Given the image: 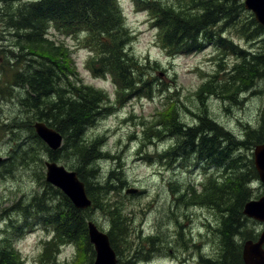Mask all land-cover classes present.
I'll return each instance as SVG.
<instances>
[{
    "label": "rangeland",
    "instance_id": "obj_1",
    "mask_svg": "<svg viewBox=\"0 0 264 264\" xmlns=\"http://www.w3.org/2000/svg\"><path fill=\"white\" fill-rule=\"evenodd\" d=\"M170 1L163 0L169 5L177 3ZM118 2L131 32L128 51L145 68L142 79L152 88L149 96L144 90L137 95L120 91L111 77L94 76L89 68L91 52L81 45L83 36L65 37L50 27L45 37L68 46L81 84L101 91L106 98L102 113L86 130L84 138L90 143L96 141L102 151L97 181L100 178L105 182L110 172L122 173L126 179L121 190L105 196V200L118 206L125 217L126 245L124 243L122 262L128 255L134 261V253L141 251L149 257L135 264H202L203 259L219 264L225 258L230 264H236L232 253L225 250L222 236L208 228L209 224L215 229L220 227L215 212L219 209L216 207L214 211L205 202L201 186L206 175L225 184L232 176L231 171L224 173L222 169L208 167L204 170L197 165L194 161L200 155L182 151L181 135L184 126H202L203 117L217 122L237 140H244L249 131L262 128L264 67L256 71L261 75L254 77L247 93L241 94L243 88H238L237 84L235 91L239 92L235 96L234 93L219 95L221 90L215 93L216 87L228 81L229 71L239 60L236 55L226 54L210 44L201 53L169 56L161 46L160 32L153 26L149 13L138 9L132 0ZM248 19L249 12L245 11L237 22ZM8 34V30L0 28V158H3L0 164V240L10 239L22 264H90V255L82 247L78 253L73 244L59 243V249L55 246L51 256H47L52 244L47 246L46 243L55 238L53 228L31 222L24 227L25 213L20 208L42 194L38 176L44 173L46 177L45 163L54 161L68 170H71L68 165L71 163L53 160L46 151L35 148L36 138L27 129L30 120H35L34 114L28 111L33 108V102L27 96V87L16 82L18 74H31L35 70L29 69L24 58L22 64H18L20 59L13 60L12 53L17 55V51L8 43ZM224 34L238 48L263 51V43H249L235 26L225 28ZM220 65L224 69H220ZM209 82H213L212 91L203 92ZM172 123L173 128L169 130ZM220 146L225 147V141H220ZM254 147L232 149L228 157L248 163L254 160ZM259 182L250 185L251 200L264 195V184ZM131 190L136 193H128ZM250 220L242 231L255 228L259 237L263 224ZM88 222H95L100 231L109 235L111 221L101 210L94 209ZM22 225L24 228L18 233L15 227ZM242 238L240 235L234 239L239 242ZM170 249L173 254H167Z\"/></svg>",
    "mask_w": 264,
    "mask_h": 264
},
{
    "label": "trees",
    "instance_id": "obj_2",
    "mask_svg": "<svg viewBox=\"0 0 264 264\" xmlns=\"http://www.w3.org/2000/svg\"><path fill=\"white\" fill-rule=\"evenodd\" d=\"M132 1L138 9L149 13L153 26L160 32L161 46L169 56L201 52L210 44L226 54L236 55L239 60L229 71L228 81L218 84L215 93L221 90L219 95L234 93L235 96L239 92L235 91V85L238 84V88H243L241 94H245L253 80L258 75L260 77L261 73L256 71L264 67V47L263 51L238 48L224 34L225 28L235 26L237 32L249 43L264 44V28L256 22L252 13L249 12L250 19L247 22H237L240 14L246 11L242 2L176 0L177 3L169 5L163 0ZM0 3V28L9 31L6 39H9L8 43H12L13 50L17 51V55L12 53L13 60L24 58L29 69L35 70L31 74H18L16 80L27 87V96L33 102V108L28 111L34 114L35 120H30L27 129L36 138L35 148L43 149L53 160L70 162V169L85 183L88 197L92 201L90 208H75L68 197L47 183L42 173L38 176L44 189L42 194L35 197L32 203L20 208L25 213L24 227L31 222L53 228L55 238L46 243L47 246L52 244L47 256H51L55 246L59 249V243L73 244L78 253L82 247L90 255L92 264L95 251L89 240L87 220L92 219L94 209L101 210L111 221L108 236L118 263H134L129 255L122 262L125 217L118 206L105 200L106 195L121 190L126 179L122 173L110 172L105 182L100 178L97 181L99 163L103 160L102 151L96 141L90 143L84 138L86 130L102 113L106 98L101 91L81 84L73 68L75 62L69 47L45 37L50 27L65 37L83 36L81 45L91 52L89 68L94 76L111 77L120 91L126 90L135 95L145 91V95L149 96L152 88L148 81L144 82L142 79L145 68L128 51L131 32L125 24L120 3L118 0H0ZM219 67L224 69V66ZM212 88L213 82H209L202 91L210 93ZM201 120L203 122L200 127L184 126L181 135L182 151L198 153L200 157L194 162L204 167V170L208 167L210 170L222 169L224 173L231 171L232 176L225 184L206 175L201 186L204 187L205 202L213 210L216 207L219 209L214 210L220 220V227L216 229L223 237L221 242L225 250L232 253L236 264H244L243 243L247 240L256 241L258 231L255 228L250 231L245 229L249 234L239 246L234 238L243 236L245 232L242 229L246 223L251 222L243 214V210L251 200L250 185L254 181L259 182V176L252 159L248 163L239 158L232 160L228 157V152L263 144L264 127L249 131L245 140H237L229 132L222 130L214 120H207L206 117ZM35 121L45 123L63 136V145L59 150H50L37 136L33 127ZM173 124L169 130L173 128ZM220 141H225L226 146L221 147ZM239 223L242 228L238 227ZM24 227L16 226L15 229L21 233ZM209 262L214 263L211 260ZM0 264H22L9 238L0 240ZM219 264L230 263L225 258Z\"/></svg>",
    "mask_w": 264,
    "mask_h": 264
},
{
    "label": "water",
    "instance_id": "obj_3",
    "mask_svg": "<svg viewBox=\"0 0 264 264\" xmlns=\"http://www.w3.org/2000/svg\"><path fill=\"white\" fill-rule=\"evenodd\" d=\"M234 1H244L245 9L252 12L256 22L264 27V0ZM34 128L39 138L45 142L50 150L55 152L61 148L63 136L55 129L48 127L43 122L35 123ZM254 164L259 180L264 184V144L254 148ZM46 181L65 194L75 208L85 210L92 206L85 184L79 179L75 171L68 170L57 162L47 161ZM128 193H136V190L128 191ZM243 214L247 218L264 225V195L257 200H250L246 203ZM88 235L96 252L93 264H118L116 252L106 233L100 231L93 222H89ZM242 258L244 264H264V229L256 242L248 240L244 243Z\"/></svg>",
    "mask_w": 264,
    "mask_h": 264
},
{
    "label": "bare ground",
    "instance_id": "obj_4",
    "mask_svg": "<svg viewBox=\"0 0 264 264\" xmlns=\"http://www.w3.org/2000/svg\"><path fill=\"white\" fill-rule=\"evenodd\" d=\"M240 2H242L243 4H244V1H240ZM244 8H245V4H244ZM246 10V9H245ZM246 11H248V10H246ZM248 12H250V11H248ZM252 13V12H251ZM17 90V89H16ZM13 91V90H12ZM16 92V91H15ZM14 95V94H13ZM27 98V97H26ZM21 99V98H20ZM22 99H23V96H22ZM26 100V99H25ZM262 127H264V126H262ZM257 129H259V128H257ZM19 132H20V130H19ZM18 132V133H19ZM23 135V134H22ZM27 135V134H26ZM13 136V135H12ZM27 137V136H26ZM15 139V138H14ZM245 140V139H244ZM264 144V143H263ZM26 148V147H25ZM12 159V158H11ZM17 159V158H16ZM30 159V158H29ZM37 161V160H36ZM20 164V163H19ZM23 164V163H22ZM23 169V168H22ZM35 171V170H34ZM260 183V182H259ZM253 184H254V182H253ZM262 184V183H261ZM251 186H253V185H251ZM263 188V187H262ZM44 190V189H43ZM248 203V202H247ZM241 222H242V220H241ZM95 223V222H94ZM242 224H243V222H242ZM242 224H241V227H240V225H239V228H242ZM247 224V223H246ZM250 227V226H249ZM251 229V228H250ZM226 233V232H225ZM247 234H249L247 231L243 234V237L245 238L246 237V235ZM261 235V234H260ZM260 235H259V237H260ZM160 236V235H159ZM240 236V235H239ZM238 236V237H239ZM238 237H237V239H238ZM259 237H258V239H259ZM154 238H155V236H154ZM223 238V237H222ZM244 238H242L239 242H236V244H237V246H239V245H241V241L242 240H244ZM236 239V238H235ZM234 239V240H235ZM257 239V240H258ZM161 241V240H160ZM163 241V240H162ZM245 241V240H244ZM235 242V241H234ZM235 244V245H236ZM94 247V246H93ZM167 248V247H166ZM94 251H95V249H94ZM165 251V250H164ZM145 252H143V254L141 253L140 255H138L137 256V259H134V263L136 262V261H142L143 259H147L149 256L145 253ZM142 256H144L143 258H142ZM95 257H96V252H95ZM190 257V256H189ZM136 260V261H135Z\"/></svg>",
    "mask_w": 264,
    "mask_h": 264
},
{
    "label": "flooded vegetation",
    "instance_id": "obj_5",
    "mask_svg": "<svg viewBox=\"0 0 264 264\" xmlns=\"http://www.w3.org/2000/svg\"><path fill=\"white\" fill-rule=\"evenodd\" d=\"M14 61H16V60H14ZM24 61H25V60L22 58V59H20V60L18 61V64H22ZM1 162H3V158H2V160H1ZM1 162H0V164H1ZM176 224H177V225H180V224L177 223V222H176ZM208 228H210V230H211L212 232H218V230L215 229V228H213L211 224L208 225ZM180 236H181V234H180ZM195 242H196V240H195ZM195 242L193 243V245H195ZM163 248H165V246H164ZM140 252H141V251H138L137 253H134V254H135L134 259L137 257V255H138ZM145 253H146V252H145ZM189 253H190V251H188V253H187L188 256H189ZM167 254H173V250L170 249V250L168 251ZM211 261H213V260H211ZM133 262H134V261H133ZM207 262H209V260H204V259H203V260L201 261L202 264H206ZM133 264H135V263H133ZM183 264H194V263H191V262H183Z\"/></svg>",
    "mask_w": 264,
    "mask_h": 264
}]
</instances>
